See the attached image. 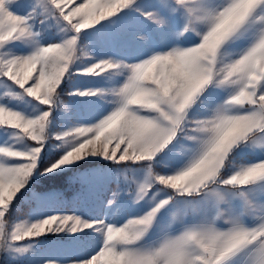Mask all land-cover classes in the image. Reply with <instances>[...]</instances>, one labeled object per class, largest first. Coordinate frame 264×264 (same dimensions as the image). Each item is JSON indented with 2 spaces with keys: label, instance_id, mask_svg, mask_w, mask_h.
Instances as JSON below:
<instances>
[{
  "label": "rangeland",
  "instance_id": "374dc122",
  "mask_svg": "<svg viewBox=\"0 0 264 264\" xmlns=\"http://www.w3.org/2000/svg\"><path fill=\"white\" fill-rule=\"evenodd\" d=\"M171 3L176 7L175 11L160 10V0H132L129 6L113 16L82 30L77 41V58L57 88L58 95L53 104L41 103L7 77L0 76V105L16 110L28 118L49 112L45 127L47 138L43 142L37 168L5 213L9 229L21 220L34 222L51 215L66 214L77 216L84 222L102 221L106 225L121 227L130 219L143 216L159 201L172 195L173 190L155 182L142 198L137 199L138 185L149 179L148 162H117L100 153H87L55 171L44 172L48 164L58 160L82 139L76 137L75 140L65 142L58 139V135L77 127H92L110 115L117 108L110 90L121 86L129 75L126 68L98 75L80 72L79 69L105 59L123 61L126 64L139 63L153 54L200 43L201 37L191 30L181 34L187 14L183 7L175 5V0H171ZM48 8H51L50 4ZM8 9L27 19L31 34L26 33L0 44V59L26 56L40 46L62 43L73 35L62 19H57L46 10L44 0H10ZM149 11L160 12L165 23L156 24L144 14ZM254 33L255 28H248L242 36L227 42L221 54L225 59L238 58L254 42ZM232 87L209 85L197 102L187 110L186 124L190 125L193 120L210 115L212 108L229 97ZM89 91H95V94H87ZM134 110L137 115L159 117L155 110L138 107ZM246 110L238 107L233 109ZM188 131V128L178 131L172 142L156 155L152 162L155 171L171 174L185 166L191 155L187 149L195 147V142L186 137ZM34 143L22 135L20 130L0 126V146L26 151ZM231 159L233 164H251L264 160V151L241 146L234 150ZM12 162L14 161L0 155V163ZM232 170L231 166L226 168L225 175ZM59 172H62V184L49 185V176ZM259 183L264 186V182ZM233 204L238 209L241 206L240 199H234ZM178 206H181L179 197L158 211L153 227L140 241L133 245L118 244L117 249L148 246L156 242L164 232L178 233L185 224L200 219L201 214L182 208V218L172 221L171 214ZM244 220L248 226L256 223L250 216H246ZM218 223L220 227H225L223 222ZM104 239L101 224H93L87 228L81 226L75 232L67 228L48 231L19 242L20 245H31L26 251L15 252L10 249L8 252H0V264H75L94 255L103 246Z\"/></svg>",
  "mask_w": 264,
  "mask_h": 264
},
{
  "label": "clouds",
  "instance_id": "9594fccd",
  "mask_svg": "<svg viewBox=\"0 0 264 264\" xmlns=\"http://www.w3.org/2000/svg\"><path fill=\"white\" fill-rule=\"evenodd\" d=\"M114 2L126 6L129 0ZM8 3V0H0V11H5ZM189 7L194 11L186 15L181 34L191 30L201 37L200 43L191 47L194 49L201 48L205 37L211 36L212 43L199 62L202 72L200 87L182 108L174 109L170 122L183 125V129L188 128L186 137L195 142V147L187 149L191 155L185 166L171 174L155 171L152 162L172 142L175 132L164 129L150 143L136 145L132 149L131 162H148L151 182L147 187L159 182L173 192L156 205V213L148 219L141 216L123 225L124 231L113 241L118 253L113 258L114 264H226L229 261L231 264H264V186L259 183L264 182V160L233 164L231 159L234 150L241 146L264 151V92L258 98L261 103L257 110L233 111L237 107L247 109L248 105L256 104V93L264 82V71H253L257 67L264 69V0H195ZM248 28H255L254 42L238 58L225 59L221 54L223 46L242 36ZM81 31L77 28V32ZM150 58L134 64L115 61L112 65L129 71L126 81L110 90L117 108L126 107L135 115L133 106H144L140 90L143 84L134 69ZM212 84L217 87L233 86L229 97L212 108L210 115L186 124L187 110ZM122 130L125 135L128 134L123 126H118L117 134ZM76 137L67 135L64 141H72ZM36 151L39 152V149ZM65 155L66 152L59 159ZM136 155L141 157L139 161L134 158ZM230 166L233 170L225 175L224 170ZM177 176L183 177L181 185H164L165 180L171 181ZM25 184L11 190L13 199ZM177 197L181 206L171 214L172 221L182 218V208L201 214L198 221L185 224L175 234L166 231L148 246L117 249L118 244L133 245L140 241L153 227L162 205L177 200ZM236 198L241 201L238 209L233 204ZM10 204L0 186V252L10 249L23 252L31 245H20L19 242L43 233L27 220L18 221L9 229V221L2 209H8ZM246 216L256 220L254 226L245 223ZM218 222H223L225 227H220ZM48 231L58 230L49 228L45 232Z\"/></svg>",
  "mask_w": 264,
  "mask_h": 264
},
{
  "label": "snow or ice",
  "instance_id": "6c2138e0",
  "mask_svg": "<svg viewBox=\"0 0 264 264\" xmlns=\"http://www.w3.org/2000/svg\"><path fill=\"white\" fill-rule=\"evenodd\" d=\"M44 2L46 10L57 19H62L67 28L73 32V35L62 43L49 44L54 45L52 47L49 45L40 46L26 56L0 59V76L7 77L41 103L50 105L55 103L58 95L57 88L75 60L78 36L81 33L77 32V28L85 30L90 28L89 25H96L101 20L113 16L114 13L116 14L129 6L132 0H129L126 6L117 5L114 0H105L103 3L100 0H86V2H80V0H75V2L74 0H44ZM193 3L195 0H175V5L183 7L186 14H191L194 11L193 8L189 7ZM49 4L51 8H48ZM159 8L160 10H176L171 0H160ZM144 14L156 24L165 23V18L160 12L149 11ZM28 29L29 25L25 17L14 14L8 8L5 11H0V44L19 38L26 33L30 35ZM211 43L212 37L208 36L205 37L201 48H175L166 53L153 54L146 62L136 66L134 71L142 81L143 86L140 90L141 99L144 101V106L138 108L155 110L159 113V117L133 115L128 108L121 107L116 108L110 115L92 127H77L61 133L57 137L61 140H64L67 135H77L82 139L72 145L71 151L67 150L62 159L48 164L44 168V172L55 171L57 168L69 164V161L79 160L87 153H100L117 162H127L133 158L132 149L136 145L150 143L164 129L176 134L178 131H183V125H178L174 121L170 122V120L174 115V109L182 108L191 94L200 87L202 72L199 62ZM115 63L110 59L100 60L78 71L98 75L119 70V68L112 66ZM253 71L260 72L264 69L257 67ZM262 92H264V84L261 82L255 97L257 102L248 105V111L258 109L261 103L258 98ZM87 94H95V91H89ZM133 108L137 107L133 106ZM48 117V111L35 118H28L16 110L0 105V126L20 130L22 135L35 142L34 146L26 151L17 150L11 146H0V155L14 161L12 163H0V186H2L8 201L12 202L13 200L11 190L22 183H26L33 170L37 168L39 156L43 150V142L47 138L45 127ZM118 126H123L128 134L125 135L123 130L117 134ZM36 149H39V152ZM134 158L138 161L141 159L139 155ZM150 182L149 178L138 185L137 199L142 198L147 193L149 189L147 185ZM163 183L164 185L171 183L173 187H177L183 183V177L177 176L173 180H165ZM161 201L156 205L160 204ZM164 206L162 205V207ZM2 210L5 213L7 211V209ZM155 213L156 206L143 216L148 219ZM93 224L103 226L107 243L104 239L103 246L94 255L86 260L75 262V264H114L113 258L118 253L113 247V241L124 231L123 226L106 225L102 221L84 222L77 216L67 214L51 215L32 222V226L38 228L40 233H44L49 228H55L58 231L67 228L75 232L81 226L87 228ZM50 264H55V262H50Z\"/></svg>",
  "mask_w": 264,
  "mask_h": 264
},
{
  "label": "trees",
  "instance_id": "16d2710c",
  "mask_svg": "<svg viewBox=\"0 0 264 264\" xmlns=\"http://www.w3.org/2000/svg\"><path fill=\"white\" fill-rule=\"evenodd\" d=\"M61 174H62V172H59V173H54L51 176H49V178H48L49 182H50L49 185L60 186L62 184L61 181H64L63 179L60 178ZM46 180H47V178L44 179L43 184L45 183ZM40 186L45 187V185L44 186L40 185Z\"/></svg>",
  "mask_w": 264,
  "mask_h": 264
}]
</instances>
